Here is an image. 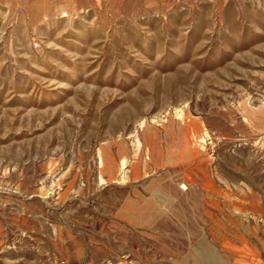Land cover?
Masks as SVG:
<instances>
[{"label":"rangeland","instance_id":"374dc122","mask_svg":"<svg viewBox=\"0 0 264 264\" xmlns=\"http://www.w3.org/2000/svg\"><path fill=\"white\" fill-rule=\"evenodd\" d=\"M0 264H264V0H0Z\"/></svg>","mask_w":264,"mask_h":264},{"label":"bare ground","instance_id":"6f19581e","mask_svg":"<svg viewBox=\"0 0 264 264\" xmlns=\"http://www.w3.org/2000/svg\"><path fill=\"white\" fill-rule=\"evenodd\" d=\"M125 167H126V160H122L121 161V170H124Z\"/></svg>","mask_w":264,"mask_h":264}]
</instances>
